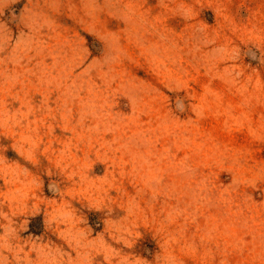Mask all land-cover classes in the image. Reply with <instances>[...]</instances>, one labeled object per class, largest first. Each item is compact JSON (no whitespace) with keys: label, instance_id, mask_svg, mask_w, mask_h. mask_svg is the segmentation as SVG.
<instances>
[{"label":"rangeland","instance_id":"374dc122","mask_svg":"<svg viewBox=\"0 0 264 264\" xmlns=\"http://www.w3.org/2000/svg\"><path fill=\"white\" fill-rule=\"evenodd\" d=\"M0 264H264V0H0Z\"/></svg>","mask_w":264,"mask_h":264}]
</instances>
